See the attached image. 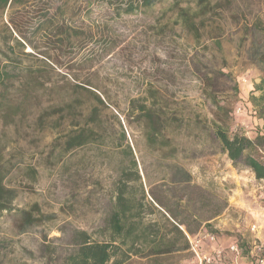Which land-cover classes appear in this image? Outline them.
I'll return each mask as SVG.
<instances>
[{
    "label": "rangeland",
    "instance_id": "1",
    "mask_svg": "<svg viewBox=\"0 0 264 264\" xmlns=\"http://www.w3.org/2000/svg\"><path fill=\"white\" fill-rule=\"evenodd\" d=\"M89 1L16 0L0 8V67L9 73L11 100L0 111V162L9 170L6 184L17 192L14 209L0 216V264H66L76 253L74 229L108 239L119 170L130 164L127 143L142 178L132 184L137 198L143 186L150 218L161 220L162 212L187 233L211 226L245 244L255 239L254 224L264 234V180L243 160L233 163L215 136L216 124L231 136L264 135L256 101L264 85V0H212L197 17L199 36L179 15V8L198 10L195 0H160L121 15L103 0ZM145 97L164 119L177 117L164 121L173 157L151 150L131 113V101ZM76 99L83 103L66 117L46 110ZM93 105L100 108L102 138L61 155L66 132L87 120ZM245 154L264 161V142ZM170 164L186 168L191 181L171 183ZM34 206L51 219L21 233V211ZM191 260L186 250L132 256L125 264Z\"/></svg>",
    "mask_w": 264,
    "mask_h": 264
},
{
    "label": "trees",
    "instance_id": "2",
    "mask_svg": "<svg viewBox=\"0 0 264 264\" xmlns=\"http://www.w3.org/2000/svg\"><path fill=\"white\" fill-rule=\"evenodd\" d=\"M91 1V0H90ZM89 1V2H90ZM110 5L114 12L121 14H131L141 8H149L158 3L160 0H103ZM16 0H0V8L5 9L14 4ZM196 11H190L189 8H179V15L182 23L188 29L199 36V27L196 25L197 17L200 14H206L212 4V0H195ZM75 37L83 36L82 31H75ZM67 37H70L69 34ZM79 41H83V38ZM257 59V56H256ZM9 73L0 67V111L5 108V103L11 100L7 97V81ZM77 89L92 93L96 101L104 105V101L98 94L83 84H77ZM262 89L261 95L256 98L259 109V116L264 121V85L259 86ZM28 97V96H27ZM217 111L224 109L221 102L212 94L210 95ZM149 97L143 100L133 99L131 101L132 114L136 121L142 125L143 134L151 150L160 157H173L176 152L175 147H171L172 140L166 135L165 120L176 121L177 117L172 116L164 119L162 113L151 102ZM83 102L80 99L62 100L61 103L52 104L46 108L50 111L49 115L62 113L64 117L78 109ZM158 109V110H157ZM88 119L83 123H75L71 130L66 132L60 153L64 155L77 148L98 141L102 135L98 129L102 125L100 108L93 105L89 110ZM48 113V112H46ZM83 112L81 111V114ZM44 114L40 117L43 119ZM264 127V125H263ZM215 136L219 140L222 150L228 155L229 159L236 163L243 160L260 180L264 179V161L253 155H246V151L258 147L264 142V135L258 134L255 139L245 135H230L222 126L216 124ZM121 142L127 141L126 131L121 128L119 137ZM171 147V148H170ZM127 154L131 157L128 167L119 170V182L117 183L114 194V205L110 210L106 227L108 229V239L104 241L93 240L92 235L83 229H74L71 235L72 243L76 246V253L72 254L66 264H125L131 260L132 256H142L148 258H160L179 251L190 252V241L188 235L196 236L192 229L188 228V233L183 230L181 224L172 220V216L160 213L161 220L150 218L153 212H146L147 205L145 201V190L141 185L142 198H137V189L133 182L141 183V173L138 163L134 156L131 144L127 143L125 148ZM170 149V150H169ZM170 182L173 184L188 183L191 181L190 172L181 165L170 164ZM6 166L0 162V216L3 212L12 211L13 202L17 197L14 188L6 184L8 174ZM160 203L161 200H158ZM22 220L19 223L21 233L27 232L31 227L42 221V218L51 219L50 215L45 216L40 213L38 206L28 210H22ZM218 232L210 227H203L200 232ZM219 236V235H218ZM239 245L246 250L249 246L244 241L235 239ZM246 254V253H244Z\"/></svg>",
    "mask_w": 264,
    "mask_h": 264
},
{
    "label": "built area",
    "instance_id": "3",
    "mask_svg": "<svg viewBox=\"0 0 264 264\" xmlns=\"http://www.w3.org/2000/svg\"><path fill=\"white\" fill-rule=\"evenodd\" d=\"M258 229L259 225L254 224L251 231L257 232ZM188 239L192 264H238L239 258L242 257L249 260L250 264H264V244L257 239L249 242L246 250L236 241L229 246H223L219 243V236L214 232H200L194 237L188 235ZM205 243L213 246L210 251L203 249ZM230 256H234V263L233 260H229Z\"/></svg>",
    "mask_w": 264,
    "mask_h": 264
},
{
    "label": "crops",
    "instance_id": "4",
    "mask_svg": "<svg viewBox=\"0 0 264 264\" xmlns=\"http://www.w3.org/2000/svg\"><path fill=\"white\" fill-rule=\"evenodd\" d=\"M260 180H264V179H260ZM259 222H261V220ZM261 226L259 225V229L257 232H255L254 238L260 241L262 244H264V234L261 233L262 232ZM231 239L232 238H224V237L219 236V243L222 244L223 246H229L234 241L233 239L232 240ZM212 247L213 246L211 244L209 245L208 243H205L203 246V249L210 251ZM229 260H233L232 262L234 263L235 262L234 256H230ZM237 263L238 264H250V261L242 257V258H239Z\"/></svg>",
    "mask_w": 264,
    "mask_h": 264
}]
</instances>
